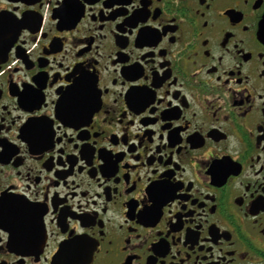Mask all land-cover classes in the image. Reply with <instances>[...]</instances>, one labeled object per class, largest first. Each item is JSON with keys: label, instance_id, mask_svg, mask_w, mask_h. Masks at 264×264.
Wrapping results in <instances>:
<instances>
[{"label": "flooded vegetation", "instance_id": "1", "mask_svg": "<svg viewBox=\"0 0 264 264\" xmlns=\"http://www.w3.org/2000/svg\"><path fill=\"white\" fill-rule=\"evenodd\" d=\"M0 264H264V0H0Z\"/></svg>", "mask_w": 264, "mask_h": 264}]
</instances>
